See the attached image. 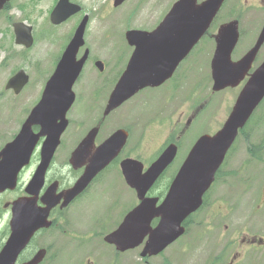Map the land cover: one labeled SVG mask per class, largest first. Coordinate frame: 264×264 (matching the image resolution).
<instances>
[{"label":"flooded vegetation","instance_id":"obj_1","mask_svg":"<svg viewBox=\"0 0 264 264\" xmlns=\"http://www.w3.org/2000/svg\"><path fill=\"white\" fill-rule=\"evenodd\" d=\"M235 1L241 2L242 11L246 13L244 17L232 16L219 24L215 18L196 46L176 65L171 77L161 79L158 86L140 89L105 117L108 95L132 58L134 47L127 42L125 32L120 36L106 30L87 34L85 66L96 83L88 86L83 95L85 127L82 135L72 141L67 160H58L55 154L41 186L34 189L35 195L28 193V184L41 160L43 138L34 146L28 163L19 170L15 187L0 191V254L8 251L6 259L11 264H27L32 260H36L35 264H264V97L216 171L200 208L183 222L181 237L155 256H142L146 237L140 245L125 251L106 239L139 204L136 191L125 181L123 162H129L132 171L135 162L137 170L140 163L142 172H145L166 148L172 149V161L145 196L155 198L156 205H159L198 137L215 132H209L208 124L218 122L214 116L217 102H209L217 99L219 93L213 90L212 77L217 29L226 21L236 20L238 23V39L230 54L232 63H238L251 53L264 29V0ZM46 37L44 35L39 40ZM36 41L34 36L33 44ZM29 49L23 48L24 52L15 57L26 62L32 60L31 53H27ZM6 61L7 58L3 64ZM97 62L102 64L100 70L95 66ZM263 64L264 39L249 63L245 61L240 70L234 67L230 70L233 81L241 83L220 92L238 89L240 92L244 83ZM28 68L24 67L26 71ZM108 82L112 84L109 90ZM75 88L72 107L80 102ZM4 92L8 94L3 95L0 90V104L7 103L9 113L16 116L17 106L11 104L9 98L17 100L21 93L14 94L6 89ZM236 97L230 94L233 102ZM209 105L210 121L198 124L199 114ZM2 113L0 111V116ZM112 117H115L116 127L107 133L106 127ZM77 119L78 114L74 113L68 126L75 130ZM94 128L97 129L94 147L114 131H123L125 140L120 152L66 207L62 208L59 203L49 212L48 227L35 231L24 246L22 241L14 239L20 249L13 259L12 235L23 234L20 230L13 233V204L21 199L34 198L36 205L40 206L42 194L52 185L56 193L73 186L88 162L85 159L78 165L79 162L71 161L70 154ZM17 133L9 135L5 128H0V150ZM6 135L8 137L3 141ZM62 141L63 138L60 145ZM131 220L138 228L139 215L134 214ZM158 223L159 218L153 217L149 226L153 230ZM119 237L116 236L118 242Z\"/></svg>","mask_w":264,"mask_h":264},{"label":"water","instance_id":"obj_2","mask_svg":"<svg viewBox=\"0 0 264 264\" xmlns=\"http://www.w3.org/2000/svg\"><path fill=\"white\" fill-rule=\"evenodd\" d=\"M7 1L9 0H0V9ZM123 1L114 0L113 5L118 6ZM223 1L204 0L202 3L197 4V0H178L173 4L158 27L152 31V34L145 35L142 34L143 31L130 30L127 32L126 37L129 41L142 37L149 46L161 51V54L174 56L176 60L167 74L169 75L176 63L188 53L206 31ZM79 11L80 7L70 3L69 0H59L50 14V21L58 25ZM86 23L87 18L84 17L63 52L53 75L46 83L39 103L32 109L19 135L0 151V191L14 187L16 174L23 165L28 163L37 139L41 136H48L47 141L43 144L41 163L37 169L38 174H35L30 183V185L39 183V186L42 184L51 154L56 144H58L60 134L67 125L65 115L74 101L72 85L76 81L87 56V52H85L79 60H76V54L83 45ZM14 32L16 44H22L26 47L32 44L29 27L21 23L15 24ZM237 37L236 21L220 26L215 36L217 43L214 56L217 63L213 67V89L215 91L227 86H235L239 83L232 82L230 75L232 66L229 65V56ZM263 37L264 29L252 53H249L236 67L239 68L245 60L249 61ZM131 69V64H129L121 81L109 97L105 113L116 108L126 95L134 89L152 85L153 82H138L134 84L125 82L124 80L129 78ZM142 72V79H152L153 74L155 76L159 74L158 63L148 65L142 69ZM26 83L27 77L22 72H19L12 77L8 87L16 86L19 89ZM263 96L264 65L245 83L222 128L215 135L202 136L195 143L186 162L171 184L167 197L157 209H154V200L143 198L147 189L172 159L171 151L165 150L147 172L137 180H131V174L127 171V181L130 185L135 186L142 201L134 212L129 213L118 231L119 234L123 235L122 239L125 243L121 246V249L124 250L138 245L144 236L148 234L143 253L155 255L182 234L181 222L199 207L201 197L210 185L217 167L221 164L225 153L231 146L237 130L244 126ZM32 125L40 126L39 134H32ZM117 135L118 132L114 133L92 154L89 164L90 170L86 171L72 188L59 195H55L52 189L47 190L42 198V202L45 205L43 209L36 208L32 200H21L13 204L14 213L26 217L25 239H28L37 227L43 225L47 212L61 199H63L61 206H67L86 187L94 175L100 171L106 161L118 151ZM84 144L85 142L77 148L72 155L73 158L75 157L79 160L88 158L89 149L81 148ZM34 213L38 215L37 219L31 218ZM134 214H138L139 217L145 216V219L148 217L151 219L153 216L159 215L161 221L151 231L148 228V219L146 225L143 224L134 232L131 224V217ZM14 222L16 227H19L20 221L15 220ZM131 234L133 235L131 236ZM30 264H33V262Z\"/></svg>","mask_w":264,"mask_h":264},{"label":"rangeland","instance_id":"obj_3","mask_svg":"<svg viewBox=\"0 0 264 264\" xmlns=\"http://www.w3.org/2000/svg\"><path fill=\"white\" fill-rule=\"evenodd\" d=\"M71 1L81 5V12L58 26L52 25L49 21L50 11L56 3V0H12L6 10L8 12L0 14V63L2 62V66L0 67V86L1 84H4V82L6 83V80L17 72L18 69H22L25 66L30 67L26 71L29 75V84L24 88L21 96L17 98V100L9 98L10 103L17 106L15 109L16 117L8 116L6 114H3L2 117H0V127L5 128L9 135L16 132L15 130L18 128L19 123L23 121L22 119L25 113H28L38 101L41 89L44 85L43 83L51 74L59 55L68 43L74 28L78 24L77 20L82 14L86 13L89 15V24L86 29V35L90 31L100 30L101 27H103V30L115 33V36H120L121 33L128 28L147 31L154 29L175 0H126L116 8L112 6V0ZM21 3L23 4L21 5ZM224 5L225 6L217 16V24L226 19H230L232 16L244 17L246 15V13L242 11L240 1L236 2L235 0H227ZM7 14L9 18L4 19V16ZM17 21H25L26 24L31 25L32 32H34V36L37 37V41L27 53H31L35 60L40 59L42 66L34 64L33 62L21 61L17 58L12 59L11 62L6 61V63L3 64V57L6 54L17 56L20 52L23 53V50L20 47L15 46L13 42L11 23ZM40 32L42 34H48L51 32L57 34L53 35L55 38H53L47 45L46 40H39L41 36ZM7 48H11V51L9 52ZM46 53L48 54V59L52 58L57 53L52 64L46 63ZM38 68L41 71H38ZM47 70L49 71L47 72ZM93 81L94 77L90 73L89 68L86 67L75 88L80 102L76 103L70 114H68L69 119L72 118L74 113L78 114V126L75 130L71 126L68 127L63 136L62 146L57 152L58 160H67L72 141L80 137L84 131L85 120L83 117L84 109L82 105L83 95L88 86H93L96 83ZM108 86L110 85L108 84ZM0 90L2 89L0 88ZM107 90H109V88H107ZM225 91L226 92L223 91L224 93L219 92V94H217V99L209 101L217 102L214 109V116H216L218 122L225 119L227 112L231 107L234 98H230V94L236 97L239 89L235 91ZM7 94L8 93L3 92V95ZM5 105L7 106V103H5ZM210 112L211 109L209 105L199 114L197 123L206 124L210 121ZM115 127L116 120L115 117H112L106 127L107 133ZM217 127L218 123H212L210 121L208 124L209 132ZM7 137L8 135H6L3 141H5Z\"/></svg>","mask_w":264,"mask_h":264}]
</instances>
